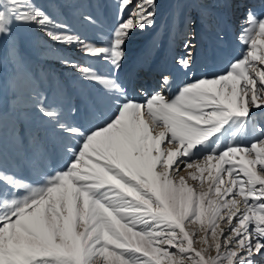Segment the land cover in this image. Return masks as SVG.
<instances>
[{
  "label": "snow or ice",
  "instance_id": "6c2138e0",
  "mask_svg": "<svg viewBox=\"0 0 264 264\" xmlns=\"http://www.w3.org/2000/svg\"><path fill=\"white\" fill-rule=\"evenodd\" d=\"M161 6L115 0L109 38L95 42L53 11L82 4L0 0V264H264V126L238 139L264 113V0H199L243 13L244 51L223 71L125 85L128 46L155 29ZM199 19L188 18L175 60L185 76L198 44L214 56L227 43L225 15ZM20 27L38 34L37 48L75 49L107 74L68 57L72 82L34 72Z\"/></svg>",
  "mask_w": 264,
  "mask_h": 264
},
{
  "label": "rangeland",
  "instance_id": "374dc122",
  "mask_svg": "<svg viewBox=\"0 0 264 264\" xmlns=\"http://www.w3.org/2000/svg\"><path fill=\"white\" fill-rule=\"evenodd\" d=\"M66 3L82 4L83 7H66L62 10H53L58 20L67 23L70 28L82 37L95 42H106L115 23V0H65ZM162 4L155 29L145 33H137L130 42L129 63L118 74L120 80L127 85L130 79H136L144 84L146 89L151 90L155 86L156 79L161 72H168L176 77L177 84L188 78L199 77L223 71L229 59L239 57L244 51L243 47L236 41L240 25L243 23V13L235 10H223L217 8L204 9L198 5L199 0H159ZM209 4L214 0H207ZM41 3H48V0H41ZM205 11L214 12L217 15H225L227 18V43L223 54L209 55L206 42L202 41L197 47L196 64L187 76L175 60L183 55V35L188 30V18L196 17L199 26H203L200 16ZM91 12L96 18L95 25H89L82 21L81 14ZM15 36L20 43L26 61L34 72L41 69L51 71L58 80L72 82L75 73L70 67H64L60 60L68 57L81 64H92L100 72L107 74L108 66L96 63L93 60L82 56L75 49L65 48L62 45L49 42L47 49L41 50L35 46L38 34L27 28H17ZM157 42L155 48H151L153 41ZM149 49L151 52L149 54ZM45 88L54 87L47 81ZM52 93L50 92V95ZM259 124L264 126V113L256 112L252 122L247 126L243 135L239 136L241 143H250L255 133L253 128ZM62 160L54 158L50 167L62 166ZM23 175H28L25 171ZM184 174V173H181ZM198 246V245H197Z\"/></svg>",
  "mask_w": 264,
  "mask_h": 264
}]
</instances>
